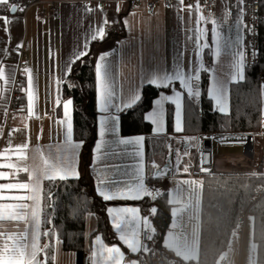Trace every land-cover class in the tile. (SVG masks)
<instances>
[{"label":"crops","instance_id":"obj_1","mask_svg":"<svg viewBox=\"0 0 264 264\" xmlns=\"http://www.w3.org/2000/svg\"><path fill=\"white\" fill-rule=\"evenodd\" d=\"M97 1H104L103 13L106 14L108 23L104 24V15L97 10ZM194 1L192 12L187 10V4ZM197 0H183L184 10H180L181 6L179 0H171V6L166 7L160 4L156 13L151 15L145 3L140 4L134 10L130 9L129 0H40L39 4L34 5L25 16L18 14L0 15V49H7L10 55H0V63L5 66V75L8 79L7 85L0 80V153L4 156H10L11 160L0 157V163H17L23 166L22 161L17 160L14 149L23 144H27L28 148L25 150L27 156V164L33 165L40 162V156L43 154L45 158H50L53 163H59L58 157L64 153L65 145V131L66 124L58 123L65 119L63 102L69 99L64 98L63 88L68 80L70 74H65V65L71 59H74V53L84 50V44L89 43V52L94 46L95 50V66L97 59L102 52H108L107 61L110 64V72L114 84V91L120 99L114 101L120 103L121 100H127L133 91L139 89L142 95L143 88L147 86L142 83V76L153 70H168L172 71L178 60L182 61L187 72L191 66L199 67L202 62L209 78V86L211 84V76L213 73L211 69H215V75L222 80H225L228 88V114L230 111V88L231 85L240 81H231L232 73V56L229 42L235 41L237 37V16L239 8H243V3L239 0H216L214 6V13L208 14L202 6H200L204 17L208 18V23L201 21L197 25V13L195 6ZM95 4L92 8L94 11L86 12L85 5L90 6ZM56 6L57 13L53 16L46 15L41 17L39 12L44 9L49 11L51 6ZM119 6V12H117ZM229 15L225 16V13ZM3 17H7L11 23L8 24V32L4 30ZM211 19L217 20V29L221 36V56L214 57L211 50L215 45L212 43ZM115 21V22H114ZM127 21V24H125ZM97 27H104L106 32V40L103 42L91 41L90 35ZM207 29V36L201 40V44L207 42L209 48L197 49L195 45L196 29ZM244 37L245 33H240ZM22 45V47H18ZM199 53V55H198ZM79 60V59H78ZM78 60H75L77 62ZM72 63L71 67H73ZM29 69L33 77V111L32 115L28 113V73L24 70ZM246 70V68H245ZM60 80L59 85L57 80ZM17 81L20 82L19 87L24 93L22 99L23 107L19 110H10V101L14 93ZM208 86V87H209ZM155 87V86H154ZM175 87L179 89V83L176 82ZM201 91V81H200ZM165 95H171L170 89H163ZM202 93V91H201ZM160 95V93H159ZM159 95L157 98H159ZM57 98L61 103L57 105ZM156 98V99H157ZM187 95L185 93V100ZM201 99V97H200ZM214 109L221 113L215 107ZM200 103V100L197 104ZM154 107V105H153ZM170 107L173 110L172 114V131L173 135L169 136V154L165 161H158L155 165L160 168L164 167L169 161L176 160L177 150L182 147L181 139L186 137L180 136L174 130V113L175 106L171 102H165L166 109V123L165 130L162 133H154V125L147 121L152 126V131L157 136H165L168 134V110ZM96 109L97 117V140L99 139V120L102 115L98 111L97 91H96ZM152 110V109H151ZM150 110V111H151ZM115 113V109H111ZM264 111V104H263ZM115 113L119 116L118 131L106 134L105 139L109 142L117 138H132L137 136L124 137L121 135V113ZM70 115L73 124V143H80L74 138V105L70 106ZM144 137V136H143ZM96 140V141H97ZM201 149L202 142H198ZM241 144L244 151V144ZM183 148L189 147L186 142ZM95 146V145H94ZM115 147V154L112 148ZM5 149H12L13 151L5 152ZM39 149V152L37 151ZM103 152L107 155L102 160H95L94 148L93 153L89 159L88 167L84 168L83 161V145L72 154L74 166L79 171V177H85L91 184L92 189L96 194L97 177L102 174L112 176L116 175L115 179H126L129 181L135 180L134 171L138 167H143V175L145 177V184L154 183V173L148 170V161L146 157L145 137L142 145L139 147L135 145H119V146H105ZM114 165H119V169L114 168ZM0 171L10 173V179L0 180V183L9 182H28L18 178L23 172L17 176L12 177V169L0 168ZM200 180L197 177L182 174L172 178L167 183V201L170 198L176 202L171 205L170 225L171 227L173 216V208H184L183 212H179L176 219L178 227L174 229L178 234L187 235L191 242L195 233H199L200 240V201L201 196L193 202L190 200V189L193 186L184 185L183 180ZM47 181V180H45ZM42 183V187L44 182ZM196 187V186H194ZM202 193V189L196 187V191ZM8 194H24L21 192ZM42 195V194H41ZM98 196V195H97ZM197 196V194H196ZM195 196V197H196ZM99 197V196H98ZM147 198V197H145ZM144 198V199H145ZM102 199V198H101ZM126 200V201H108L113 206H128L140 208L141 216H148L155 227L153 216L150 215V208H146L141 202L144 200ZM197 201L199 202L197 205ZM7 203L8 201H0ZM30 203V202H29ZM42 207V201H41ZM156 207V206H154ZM194 208V211H191ZM88 216V215H87ZM86 216V217H87ZM42 221V214H41ZM42 225V223H41ZM23 222L14 221H0V232H16L23 231ZM169 229L162 238L161 250L165 257L171 264L184 263L180 258L175 257L174 253L168 250L163 243V239L167 236ZM41 230V229H40ZM98 219L93 215L90 219H86V248L85 252L91 255L92 242L97 235H100L104 243L108 246L115 244L120 246L121 250L125 252V261L129 259H137L138 264H150L141 253L130 254L129 251L118 240L106 212V232L99 233ZM251 230L253 231V220L251 221ZM157 232V231H156ZM242 234V235H241ZM156 236V233H155ZM154 236V238H155ZM243 231L235 232L230 238L229 245L226 251L221 255L225 259L217 260L216 264H244L243 251L244 240ZM253 240V233H251L248 242ZM249 242V243H250ZM250 245V244H249ZM41 246V237H40ZM256 246V245H255ZM231 249V250H230ZM242 254V258H241ZM41 261V257H38ZM99 260V256L97 257ZM54 264H78L77 255L74 252H68L63 249L62 243L56 244ZM101 264L103 262L101 261Z\"/></svg>","mask_w":264,"mask_h":264},{"label":"snow or ice","instance_id":"obj_2","mask_svg":"<svg viewBox=\"0 0 264 264\" xmlns=\"http://www.w3.org/2000/svg\"><path fill=\"white\" fill-rule=\"evenodd\" d=\"M9 0H0V4H7ZM181 9L184 10L183 0H179ZM242 4L243 0H239ZM193 6L188 5L187 10L189 13L192 12ZM17 10L23 11V7H17L12 5L10 11L15 13ZM97 10L101 11L104 15L103 23L107 24V16L103 13V9L97 6ZM86 12L94 11L89 6L85 5ZM195 11L197 13V25L201 21L208 23V18L204 17L200 8L199 3L195 6ZM117 12H119V6H117ZM229 13H225V16ZM244 9L239 8V14L237 16V37L235 41L229 42V47L231 49L230 55L232 56V73L231 81H242L245 79V68H246V52L244 45V37L240 33L246 30L253 36L256 35L255 27L249 28L243 22ZM4 30L8 32V24L11 21L7 17H3ZM115 22V21H114ZM127 24V21H125ZM211 24L213 25L211 29L212 43L215 45L214 49L211 50V54L219 58L221 56L222 46H221V36L217 29V20L211 19ZM207 29H201L197 27L195 45L197 49L209 48V44L204 42L201 44V40L206 38ZM106 32L104 27H97L91 32L90 40L103 42L106 40ZM22 47V45H18ZM252 57L255 60L258 56V50L255 49L253 45ZM89 54V43L84 44L83 51H77L74 53V59H71L65 65V74H71L72 63L75 60L81 59ZM0 55L8 56L7 49H0ZM109 53L102 52L95 66L96 73V91H97V101H98V111L102 114L99 120V139L96 141L94 146V158L99 161L102 160L104 156L107 155L103 152L105 146H119V145H135L138 150L142 145L144 140L143 136H137L132 138H117L111 142L105 139L106 134H115L118 131V121L119 116L115 113L121 111H126L132 109L142 100V95L139 89L132 92L127 100H121L120 103L114 101L120 99L117 93L114 91V84L112 80V75L110 72V64L107 61ZM199 55V53H198ZM28 73V113L29 116L32 115L33 111V77L29 69L24 70ZM201 71H209V69L204 67L201 62L199 67L191 66L186 72L182 61L178 60L172 71L168 70H153L142 76V83L147 85L155 86L157 89H170L171 95H165L164 92H160L159 98L153 101L154 107L151 111L147 112L144 116L146 121H150L154 125V133L159 134L164 132L166 123V109L165 102H171L175 106L174 113V130L176 132L184 131L185 123V93L187 95L189 106L193 103H198L201 97L200 91V81H201ZM213 75L211 76V84L207 89V96L210 100L214 101L216 109L221 113L228 112V88L225 80L219 79L215 75V69H211ZM0 80L4 81L5 85L8 83V79L5 75V66L0 63ZM176 82L179 83V89L175 87ZM60 80H57L59 85ZM72 85H69L71 87ZM57 105L61 103L60 99L57 98ZM72 105V100L69 99L63 102L64 116L65 119L59 121L60 124H66L65 131V145L64 153L57 159L59 163H53L50 158H45L43 154L40 156V162L33 165L27 164V156L25 155V150L28 148L27 144L19 145L14 149L17 160L24 162L23 166L17 163H0V168L12 169V177L17 176L19 173L23 172L27 174L28 182H9L0 183V201H8L7 203L0 202V221H14L23 222V231H16L12 233L0 232V264H47V249L50 245L45 244L43 247L40 246L41 235L45 237H56V243H61L59 235L55 228L49 229L41 233V214L43 209L41 207V201L43 199L42 192L43 181L47 180L50 182L67 181L69 179H79V171L74 166L72 160V154L82 147L83 142L73 143V124L70 115V106ZM115 109V113L111 112V109ZM214 139V138H213ZM240 140V137L235 138ZM185 140L193 144L194 146H199L198 137H186ZM228 140L227 137H222L221 141L224 142ZM13 151L12 149H5V152ZM39 152V149H37ZM112 152L115 154V147L112 148ZM184 155H189L185 152ZM0 157H4L7 160H11L10 156H4V153H0ZM203 163V160H202ZM180 164V155L177 150V166ZM114 168L119 169V165H114ZM156 169L154 174L155 179H162L168 176L170 171L168 165L166 164L163 169L159 165H153ZM189 164H185L183 171L185 173L189 172ZM202 172H210V169L201 167ZM116 173L112 176L107 174H102L97 177L96 194L102 198L103 201H126V200H142L145 197L151 199H156L158 195H161L160 189H150L145 184V177L143 175V167L140 166L134 171L135 180L129 181L126 179H115L113 178ZM10 179V173L0 171V180ZM184 185L196 186L200 189L203 188L202 180H183L181 181ZM23 192L24 194H8L5 192ZM49 199L51 200V194H49ZM30 202V203H29ZM170 204L176 201L172 198L168 201ZM197 201V205H198ZM86 210V209H85ZM140 208L138 207H128V206H113L106 209L107 216L109 218L111 228L114 230L118 240L121 244L129 251L130 254L137 253H148L152 249L148 246V241L153 244L156 243L154 236L156 233V228L153 227L152 222L148 216L140 215ZM184 208L176 209L173 208L172 216L173 221L171 227L168 231L167 236L164 237V246L174 253L175 257L180 258L185 264H191L195 261L199 264V233L194 234L193 240L190 242L187 235H181L173 231L178 227L177 215L179 212H183ZM55 212V208H53ZM157 214V208H150V215L155 216ZM80 215V208L76 207L72 210V218L76 219ZM94 214L89 212L85 219H90ZM46 223L51 224L52 219L49 217ZM88 235V234H85ZM255 247V245H253ZM44 253V260L41 261L38 257L40 253ZM125 252L121 250L120 246L113 244L108 246L104 243V240L100 235H97L92 242L90 260L91 264H138L137 259H129L125 261ZM99 256V260L97 257ZM225 256H221V260L225 259ZM51 259L54 261L55 256ZM219 264V262H218Z\"/></svg>","mask_w":264,"mask_h":264},{"label":"trees","instance_id":"obj_3","mask_svg":"<svg viewBox=\"0 0 264 264\" xmlns=\"http://www.w3.org/2000/svg\"><path fill=\"white\" fill-rule=\"evenodd\" d=\"M258 56L256 62L246 66L245 79L234 83L230 88V111L219 113L214 109L212 100L207 96L209 78L207 72L202 73L200 103L189 106L185 100L184 131L179 133L184 137L198 135L251 134L262 127L263 91L261 77L264 72V0H258ZM94 46L89 54L72 67L71 74L63 88V96L71 99L74 105V138L83 142L84 168L88 167L89 159L97 140L96 109V73ZM69 85H72L69 87ZM163 89L147 85L142 91V100L132 109L123 111L121 117V135L124 137L141 135L145 137L148 170L152 174L158 161H165L169 154V136L172 131V114L168 110V134L157 136L152 126L144 116L153 108V101ZM199 145V144H198ZM189 155L184 165L189 164L186 175L198 178L201 162L200 145L189 144ZM184 167V166H183ZM182 175V174H181ZM28 180L27 174L18 175ZM203 188L200 201V240L199 264H216L226 251L230 238L235 232H242L240 218L248 213L253 217V241L256 245V264H264V197L254 202L258 188H264V176H247L242 174L203 175ZM51 194V200L49 199ZM42 225L41 233L55 228L63 249L74 252L78 264H82L86 253V219L89 212L98 219V232H106V209L112 205L95 195L91 184L85 177L67 181H45L42 192ZM146 208L156 206L157 214L153 216L156 228L155 245L161 250L162 238L170 225L171 205L166 194L156 199L145 198L142 202ZM80 208L78 218H72L73 208ZM55 208V212H53ZM86 209V210H85ZM51 217L52 223H46ZM50 245L47 249V264H54L56 237L41 235V247ZM142 255L151 259L149 254ZM42 261L44 253H40ZM166 258V257H165ZM167 259V258H166ZM168 260V259H167ZM177 264V262H176ZM184 264V263H180ZM191 264H196L195 261Z\"/></svg>","mask_w":264,"mask_h":264},{"label":"built area","instance_id":"obj_4","mask_svg":"<svg viewBox=\"0 0 264 264\" xmlns=\"http://www.w3.org/2000/svg\"><path fill=\"white\" fill-rule=\"evenodd\" d=\"M40 0H9L7 4H0V15H11L10 8L14 4L18 8L23 7V11L17 10L15 13L20 15V16H25L26 13L36 4H39ZM130 2V9L134 10L137 8L140 4L145 3L146 7L151 15H154L159 7V5L162 3L166 7L171 6V0H129ZM200 6L204 8L206 13L208 14H213L214 13V6L216 5V0H197ZM97 6H100L101 8L104 7V1H97L95 3ZM95 4H90V8H93ZM188 5H194V1H190ZM243 9H244V16H243V22L246 24L249 28H252L253 26L255 27L256 35L253 36L252 34L248 33L246 30H244L245 33V52H246V66H251L253 65L257 58L253 60L252 57V51H253V45L255 46V49L258 50V12H259V4L258 0H243ZM57 13V8L56 6H51L49 11H46L42 9L39 14L41 17H45L46 15L53 16ZM261 86L264 88V72L261 77ZM20 82L17 81L16 87L14 90V93L12 95L11 101H10V110H19L23 107L22 99L24 97V93L21 92V89L19 87ZM252 136L253 139L252 141H248V137ZM217 137H227V138H237L240 137V140H237V143H243L245 150L250 149L251 147H256L255 145V136L250 135V134H226V135H206V136H200L199 138V143L204 142L205 140H210L213 142V138ZM254 142V144H253ZM253 144V146H252ZM212 153H213V158L211 165L209 167H206L204 163H202V149H200V156H201V162H200V168H199V173H198V178L201 179L203 175H210V176H215V175H226V174H237V172H233L230 169L225 168L223 161H221L218 157L214 156V150L212 146ZM253 158L250 159L251 164L253 163V159L256 158V149L253 151ZM170 171L168 173V176L166 178L162 179H155L154 183H149L148 188L150 189H160L161 190V195L167 193V183L170 179L175 178L179 176V168L177 166L176 160L169 161L167 163ZM165 167V166H164ZM162 167L161 169H163ZM201 167L208 168L210 169V172H202ZM256 168H252L251 172H254ZM264 197V188H258L256 192L255 199L253 200L254 202L258 201L259 199ZM149 198V197H148ZM247 217L248 213L244 214L240 218V225L242 229L244 228L246 222H247ZM148 246L149 248L152 249L151 252L144 253L143 254H149L150 259H151V264H171L169 261L162 255V253L157 249L156 245L153 244L152 242L148 241ZM82 264H91L90 256L88 254H84L82 258Z\"/></svg>","mask_w":264,"mask_h":264},{"label":"rangeland","instance_id":"obj_5","mask_svg":"<svg viewBox=\"0 0 264 264\" xmlns=\"http://www.w3.org/2000/svg\"><path fill=\"white\" fill-rule=\"evenodd\" d=\"M262 91H263V100H264V88L263 87H262ZM263 104H264V101H263ZM262 116H263L262 117L263 121H262L261 129L256 133L250 134V135H254L256 138L254 141L256 147H251L250 149H246V150L244 147V151H243L241 144H238L236 142L237 140L233 137L228 138V140L224 142L221 141L220 137L213 139L212 146L214 150V156L218 157L221 161H223L225 168L230 169L233 172H237V174H242V175H247V176H264V111H263ZM200 136L202 135H198L197 137H200ZM186 142L187 141L185 139L180 140V143H182V147L179 150L180 164L178 168L180 171L179 172L180 175L185 173L183 171V166H184L183 162L187 158L188 155H184V154L185 152L189 153V151L192 149V147L189 148L188 146H186V148H183L184 146L183 144H185ZM254 149H256V158L253 159V163L251 164L250 159H252L254 156L253 154ZM176 162H177V157H176ZM252 168L253 169L256 168V170L254 172H251ZM190 189H192V192H190V200L192 201V204H194L193 202L196 200V198L198 199L201 196V194H199V190L196 191V187L194 186L191 187ZM191 211H194V208H192ZM252 220H253V217L251 215L248 216L247 222L242 230L243 235H244L243 236L244 264H256V246L253 247L255 243L253 240L251 242L249 241L250 243L248 242V239L250 238L251 233H253V231L251 230ZM241 258H242V254H241Z\"/></svg>","mask_w":264,"mask_h":264},{"label":"water","instance_id":"obj_6","mask_svg":"<svg viewBox=\"0 0 264 264\" xmlns=\"http://www.w3.org/2000/svg\"><path fill=\"white\" fill-rule=\"evenodd\" d=\"M11 14H15L12 13ZM253 137L249 136L248 141H252ZM202 158H203V163L206 167H209L212 162L213 158V153H212V142L210 140H205L203 142V147H202Z\"/></svg>","mask_w":264,"mask_h":264}]
</instances>
